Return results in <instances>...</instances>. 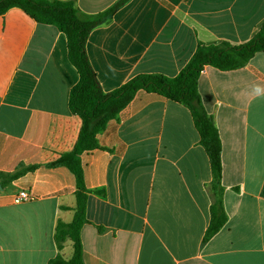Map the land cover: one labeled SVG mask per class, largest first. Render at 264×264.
I'll return each instance as SVG.
<instances>
[{
    "label": "crops",
    "instance_id": "crops-1",
    "mask_svg": "<svg viewBox=\"0 0 264 264\" xmlns=\"http://www.w3.org/2000/svg\"><path fill=\"white\" fill-rule=\"evenodd\" d=\"M73 1L87 16L121 0ZM264 24V0H128L85 49L105 94L140 75L176 78L200 46H241ZM80 74L58 28L13 8L0 15V264H48L78 183L67 167L83 120ZM222 143L225 226L210 240L213 172L191 111L139 91L81 155L89 191L84 264H264V52L244 67L205 66L198 84ZM36 166L15 180L19 167ZM26 192L31 200L16 204ZM73 256L67 240L60 252Z\"/></svg>",
    "mask_w": 264,
    "mask_h": 264
},
{
    "label": "trees",
    "instance_id": "trees-1",
    "mask_svg": "<svg viewBox=\"0 0 264 264\" xmlns=\"http://www.w3.org/2000/svg\"><path fill=\"white\" fill-rule=\"evenodd\" d=\"M128 0H121L108 11L96 15L83 14L73 1L58 0H0V15L13 8L23 10L34 21L51 25L65 33L68 38L69 58L80 74L78 85L70 95L72 113L83 120L79 141L71 154L62 156L48 167H67L77 178V207L71 224L59 222L55 232V243L59 254L48 264H84L81 229L87 223L86 207L89 191L85 188L81 155L100 149L97 135L105 130L108 122L122 112L139 91L161 95L185 105L193 116L201 136L213 172L212 192L214 203L211 209V224L205 240H210L226 224L227 216L223 207L224 188L222 185V143L213 118L206 112L199 94L198 84L205 66L221 71H234L245 66L257 53L264 52V24L255 37L238 47L230 45L200 46L196 54L176 78L163 75H140L115 92L105 94L97 80L85 45L91 31L107 20ZM36 166L23 167L10 177L15 180ZM67 240L73 243V256L65 260L60 252Z\"/></svg>",
    "mask_w": 264,
    "mask_h": 264
},
{
    "label": "built area",
    "instance_id": "built-area-1",
    "mask_svg": "<svg viewBox=\"0 0 264 264\" xmlns=\"http://www.w3.org/2000/svg\"><path fill=\"white\" fill-rule=\"evenodd\" d=\"M29 200H31V197L26 192H21L14 198V202L16 204H20Z\"/></svg>",
    "mask_w": 264,
    "mask_h": 264
}]
</instances>
